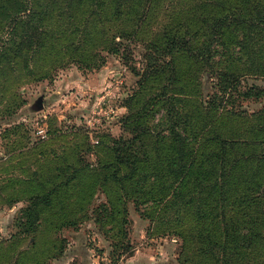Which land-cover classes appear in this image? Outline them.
I'll return each instance as SVG.
<instances>
[{
    "label": "rangeland",
    "instance_id": "374dc122",
    "mask_svg": "<svg viewBox=\"0 0 264 264\" xmlns=\"http://www.w3.org/2000/svg\"><path fill=\"white\" fill-rule=\"evenodd\" d=\"M27 2L35 9L42 1ZM245 4L88 0L83 11L94 14L80 11L65 21L66 40L41 42L27 64L0 71V264H213L192 236L199 224L200 232L210 231L209 221L197 224L194 212L178 213L149 195L123 199L105 179L114 171L112 141L131 137L124 117L155 135L168 109L179 113L176 123H208L193 106L221 97L213 123L222 134L238 138L254 123L264 106V75L245 76L238 51ZM56 21L58 14L44 22L50 33ZM173 35L185 37L191 54L161 53L168 66L145 72L147 51L162 50ZM227 70L235 83L222 95L215 76ZM45 195L30 229L24 212L32 197Z\"/></svg>",
    "mask_w": 264,
    "mask_h": 264
},
{
    "label": "trees",
    "instance_id": "16d2710c",
    "mask_svg": "<svg viewBox=\"0 0 264 264\" xmlns=\"http://www.w3.org/2000/svg\"><path fill=\"white\" fill-rule=\"evenodd\" d=\"M41 1L32 9L27 0H13L7 5H3L5 0H0V28H6L0 31V71L16 70L19 61L27 64L29 56H37L43 50L44 44L34 54L41 42L47 43L50 38L60 41L61 37L66 40L70 29L65 21L78 16L77 12L94 14L83 11L88 0ZM117 2L114 9L119 14ZM245 3L238 10V21L244 24V31L237 46L243 65L246 64L250 72L245 76L258 77L264 75V0H245ZM104 6L101 5L100 10ZM55 14L58 21L50 33L44 22ZM184 38L170 36L162 50L152 45L145 58V72L168 66L164 56L171 57L175 50L191 54ZM175 46L177 48L169 49ZM215 81L219 93L225 95L234 85L235 75L227 70L217 74ZM166 96L164 92L162 98L170 104L172 98ZM253 96L258 98L259 94ZM220 98L201 100L193 106L194 113L207 115L208 123H176L181 120L179 113L168 109L165 123L157 125L163 128L155 135L149 127L132 125L134 120L124 117V130L131 137L112 141L114 171L105 182H115L123 199L136 201L140 194L149 195L178 213L194 212L195 222H200V218L202 222L209 221L210 231L200 232V224L196 222L199 226H194L197 232L192 236L200 244L199 253L213 264H264V254L260 252L264 250V194L260 193L264 188V106L252 115L254 123H249L243 135L235 138L232 132L222 134L218 124L213 123L217 120L215 110L221 106ZM216 100L218 105H215ZM236 169L238 171L233 173ZM121 170L124 173L119 175ZM211 197L215 199L206 200ZM48 198L45 195L30 199L31 206L24 212L27 217L24 224L30 229L37 225L35 216L33 218L36 207L48 203Z\"/></svg>",
    "mask_w": 264,
    "mask_h": 264
},
{
    "label": "water",
    "instance_id": "95a60500",
    "mask_svg": "<svg viewBox=\"0 0 264 264\" xmlns=\"http://www.w3.org/2000/svg\"><path fill=\"white\" fill-rule=\"evenodd\" d=\"M35 106H36L37 109H39V108L42 107V105H41V99H38V100L36 101Z\"/></svg>",
    "mask_w": 264,
    "mask_h": 264
}]
</instances>
